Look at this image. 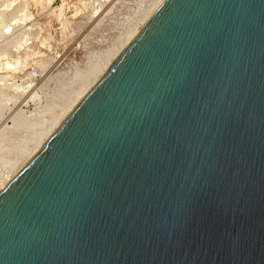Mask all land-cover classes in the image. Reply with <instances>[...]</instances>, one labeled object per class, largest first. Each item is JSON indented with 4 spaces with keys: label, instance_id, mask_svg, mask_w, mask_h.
<instances>
[{
    "label": "water",
    "instance_id": "95a60500",
    "mask_svg": "<svg viewBox=\"0 0 264 264\" xmlns=\"http://www.w3.org/2000/svg\"><path fill=\"white\" fill-rule=\"evenodd\" d=\"M0 264H264V0H164L0 192Z\"/></svg>",
    "mask_w": 264,
    "mask_h": 264
},
{
    "label": "rangeland",
    "instance_id": "374dc122",
    "mask_svg": "<svg viewBox=\"0 0 264 264\" xmlns=\"http://www.w3.org/2000/svg\"><path fill=\"white\" fill-rule=\"evenodd\" d=\"M149 1L0 0V117L44 110L62 82L109 55Z\"/></svg>",
    "mask_w": 264,
    "mask_h": 264
},
{
    "label": "bare ground",
    "instance_id": "6f19581e",
    "mask_svg": "<svg viewBox=\"0 0 264 264\" xmlns=\"http://www.w3.org/2000/svg\"><path fill=\"white\" fill-rule=\"evenodd\" d=\"M163 1L150 0L144 9L140 10L139 16L132 20L133 23L127 26L124 35L109 55L86 72L79 81L62 82L50 95L46 109L28 116L9 113L0 117V192L60 127ZM8 121L13 122L12 126H7Z\"/></svg>",
    "mask_w": 264,
    "mask_h": 264
}]
</instances>
